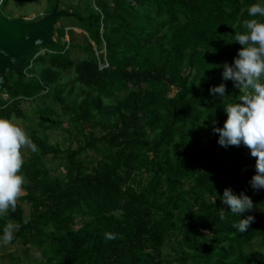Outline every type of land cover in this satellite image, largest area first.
I'll return each instance as SVG.
<instances>
[{"label":"trees","instance_id":"obj_1","mask_svg":"<svg viewBox=\"0 0 264 264\" xmlns=\"http://www.w3.org/2000/svg\"><path fill=\"white\" fill-rule=\"evenodd\" d=\"M49 1L46 13L55 5L73 13L67 25L0 90V117L27 119L22 104L31 101L38 116L27 122L35 150L23 157L24 193L0 214L1 244L22 256L0 262L264 264L256 157L243 143L222 146L213 131L227 103L240 102L244 90L223 77L224 65L243 47L234 37L252 18L248 7L264 0ZM220 84L223 95L211 91ZM51 129L66 133V148L50 142ZM225 189L256 207L233 214ZM249 214L239 233L233 222ZM7 223L14 237L4 244Z\"/></svg>","mask_w":264,"mask_h":264},{"label":"clouds","instance_id":"obj_2","mask_svg":"<svg viewBox=\"0 0 264 264\" xmlns=\"http://www.w3.org/2000/svg\"><path fill=\"white\" fill-rule=\"evenodd\" d=\"M2 2V1H1ZM251 19L243 20V32H238L234 40L243 47L233 65H224L223 77L236 81L237 87L243 88L240 102L227 103L225 111L227 119L223 127H215L219 133L218 142L222 146L240 145L243 143L256 157V174L251 183L254 188L264 187V21L258 20L257 14L264 17V7L252 4L248 7ZM11 20V19H10ZM31 21V20H29ZM212 92L223 95L225 86L220 84L211 89ZM29 144L25 130L11 117H0V214L4 210L14 211L17 199L23 193L24 177L20 170L24 163L22 148ZM35 150V145H32ZM223 200L233 214L250 211L256 207L253 199L247 194H235L230 189L223 192ZM221 219H225L223 212ZM255 219L249 214L233 227L244 233ZM14 225L7 223L2 231L4 244L10 242L14 233ZM107 239H113L111 233H106Z\"/></svg>","mask_w":264,"mask_h":264},{"label":"water","instance_id":"obj_3","mask_svg":"<svg viewBox=\"0 0 264 264\" xmlns=\"http://www.w3.org/2000/svg\"><path fill=\"white\" fill-rule=\"evenodd\" d=\"M72 14L55 5L41 18L23 21L10 20L0 11V90L9 85L8 72L16 70L32 49L51 44L58 20Z\"/></svg>","mask_w":264,"mask_h":264},{"label":"rangeland","instance_id":"obj_4","mask_svg":"<svg viewBox=\"0 0 264 264\" xmlns=\"http://www.w3.org/2000/svg\"><path fill=\"white\" fill-rule=\"evenodd\" d=\"M67 2H69L70 4H75L76 0H69ZM49 3H50L49 0H22V1L10 0L9 4L4 9L3 13L6 17H8L11 20L27 21V20H30L32 18L39 19L42 16H44L45 14H47L46 13L47 9L50 6ZM62 7L63 8H59V9H61V10H67L68 9L64 6H62ZM66 21H68V18H65V17H61L58 20L57 26L55 28L54 40L57 39V32H58L59 26L67 25V24H65ZM74 30L77 32V34H79L78 35L79 37H81V33H85L83 31V29L79 28V27H74ZM68 40H69V35H66L64 38V41H68ZM82 53H83L82 50L75 49L74 56H80V55H82ZM3 97L6 98L7 95L4 94ZM22 108L26 113L27 119L19 118V119H16L15 122L19 126H21L25 130V132H27V129H26L27 128V122H28V124L36 126L35 121L38 118V116L36 114L37 101H31L29 103H23ZM47 134L49 135L50 142H52V143H59L61 145V147H64V148H66V146L69 144L68 141L65 143L66 133H64L63 130L61 131L60 129H51V130H48ZM31 150H32V147H31L30 143L28 145L24 146L21 150L23 157H27L30 154ZM47 158H51V154H49L47 156ZM55 162H57V160H55V161H53L52 159L48 160L49 165L55 166ZM27 213H28V208L26 206V214ZM1 243L2 242H0V251H2L3 253H2V255L0 254V260H1V257H5L4 261L9 262L10 258L7 257V255L9 253H11V252L20 253L21 252L19 249L16 250V247H14L11 244H7L4 247ZM6 251H8V252L6 253ZM21 256H22V254H21ZM0 264H2V263L0 262ZM23 264H26V263H23Z\"/></svg>","mask_w":264,"mask_h":264},{"label":"built area","instance_id":"obj_5","mask_svg":"<svg viewBox=\"0 0 264 264\" xmlns=\"http://www.w3.org/2000/svg\"><path fill=\"white\" fill-rule=\"evenodd\" d=\"M43 50V49H42Z\"/></svg>","mask_w":264,"mask_h":264}]
</instances>
